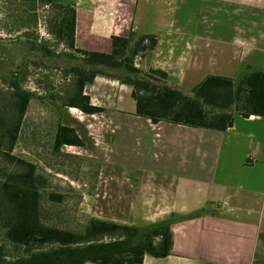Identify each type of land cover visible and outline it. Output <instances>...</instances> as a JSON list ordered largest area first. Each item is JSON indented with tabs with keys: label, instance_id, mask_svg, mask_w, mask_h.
<instances>
[{
	"label": "crops",
	"instance_id": "crops-1",
	"mask_svg": "<svg viewBox=\"0 0 264 264\" xmlns=\"http://www.w3.org/2000/svg\"><path fill=\"white\" fill-rule=\"evenodd\" d=\"M66 4L77 11V47L109 52L113 35L153 34L145 67L166 71L185 91L209 74L264 68V0ZM128 92L130 85L97 74L84 93L102 111L62 108L61 123L84 142L64 146L98 160L93 201L101 218L134 224L174 216L172 254L146 255L142 264H264V117L236 114L225 131L155 123L123 104Z\"/></svg>",
	"mask_w": 264,
	"mask_h": 264
},
{
	"label": "trees",
	"instance_id": "trees-1",
	"mask_svg": "<svg viewBox=\"0 0 264 264\" xmlns=\"http://www.w3.org/2000/svg\"><path fill=\"white\" fill-rule=\"evenodd\" d=\"M60 7L62 16L54 33L74 52L70 56L77 55L81 61L69 69L76 82L61 107L75 106L85 113L102 111L84 93L85 83L93 81L98 74L130 85L136 114L155 123L170 121L225 131L234 125L236 114L264 117V68L249 65L235 78L209 74L185 91L168 82L166 71L153 67L144 70L133 62L141 51L149 57L157 45L155 35L132 30L128 36L113 35L109 52L80 49L76 46V8L73 4ZM29 42L31 49L40 48L49 55L56 53L45 44L40 46L37 40ZM13 72L17 74L19 69ZM6 80L12 88V113L0 118V147L7 149V161L18 169L0 170V227L20 253L10 255L6 245L0 244V264H142L146 255L160 258L172 254V214L142 227L94 216L86 220L82 229L44 222L45 195L56 202L63 195L48 191V177L38 170L37 163L12 153L34 92L23 89L19 76ZM64 145L79 147L84 142L74 127L60 120L56 124L53 149L60 153Z\"/></svg>",
	"mask_w": 264,
	"mask_h": 264
},
{
	"label": "rangeland",
	"instance_id": "rangeland-1",
	"mask_svg": "<svg viewBox=\"0 0 264 264\" xmlns=\"http://www.w3.org/2000/svg\"><path fill=\"white\" fill-rule=\"evenodd\" d=\"M68 1L0 0V118L9 117L12 113V88L6 79L19 76L23 89L34 92V97L22 120L19 139L12 153L37 163L38 170L48 177V191L63 195L59 202L50 201L45 195L44 222L63 228L82 229L90 216L101 218L104 213L103 207L93 201L98 160L77 155L69 151L74 148L67 146H63L60 153L53 149L62 102L76 82L69 69L81 63L77 55L70 56L74 52L67 49L54 33L62 16L60 5ZM29 40H37L40 46L45 44L56 53L49 55L40 48L31 49ZM146 55L141 51L133 58L136 66L144 70H148L145 67ZM17 69L19 72L16 74L13 71ZM127 95L123 104L134 107L135 99L130 92ZM5 152L7 149L0 147V170L18 169L16 164L7 161ZM147 223L142 220L134 225L142 227ZM0 244L6 245L10 255L20 253L7 240L2 227ZM148 257L156 259L151 255Z\"/></svg>",
	"mask_w": 264,
	"mask_h": 264
}]
</instances>
